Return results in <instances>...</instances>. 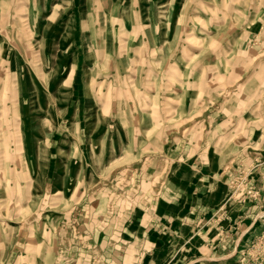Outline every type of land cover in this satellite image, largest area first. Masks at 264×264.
<instances>
[{
  "label": "rangeland",
  "instance_id": "obj_1",
  "mask_svg": "<svg viewBox=\"0 0 264 264\" xmlns=\"http://www.w3.org/2000/svg\"><path fill=\"white\" fill-rule=\"evenodd\" d=\"M162 210L153 264H264V0H0V264Z\"/></svg>",
  "mask_w": 264,
  "mask_h": 264
},
{
  "label": "crops",
  "instance_id": "obj_2",
  "mask_svg": "<svg viewBox=\"0 0 264 264\" xmlns=\"http://www.w3.org/2000/svg\"><path fill=\"white\" fill-rule=\"evenodd\" d=\"M165 192L160 193V199H159V209H163L164 201L166 198L167 189L164 188ZM160 217H154L151 218H145L138 221V224L134 226L128 225V228L126 229V234L128 235L125 240H122L123 238L116 240H111V246L107 247L108 256L110 258L114 256V258H119L124 260V263L120 264H128L126 263L127 259H135L136 252H142L143 257L145 258H151L152 260L151 264L155 262V259L153 257H160V252L164 251L166 248L165 246L169 245L171 243V239L173 238L174 231H176V226L178 223V219H173V217H169L166 215V212L162 210V213L159 214ZM176 227V228H174ZM178 233V232H177ZM209 237V236H208ZM105 239V238H104ZM214 242L216 240H213ZM101 242H104V240H101ZM118 242V243H116ZM139 243L141 244V247H139ZM117 244V245H114ZM125 245V251L119 252L120 245ZM134 244L133 247L131 245ZM107 246V245H106ZM102 251L103 246L99 247ZM133 252L130 257V253ZM129 253V255H128Z\"/></svg>",
  "mask_w": 264,
  "mask_h": 264
}]
</instances>
